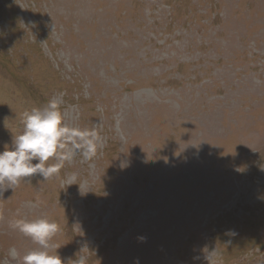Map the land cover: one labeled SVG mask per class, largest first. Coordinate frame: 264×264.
<instances>
[{
    "label": "rangeland",
    "instance_id": "374dc122",
    "mask_svg": "<svg viewBox=\"0 0 264 264\" xmlns=\"http://www.w3.org/2000/svg\"><path fill=\"white\" fill-rule=\"evenodd\" d=\"M52 99L96 152L0 193V264L41 217L62 264H264V0H0V152Z\"/></svg>",
    "mask_w": 264,
    "mask_h": 264
},
{
    "label": "clouds",
    "instance_id": "9594fccd",
    "mask_svg": "<svg viewBox=\"0 0 264 264\" xmlns=\"http://www.w3.org/2000/svg\"><path fill=\"white\" fill-rule=\"evenodd\" d=\"M21 123L23 131L13 139L12 147H5L0 152V193L8 189L14 190L22 180L25 181V178L34 174H39L43 180L58 174L64 162L72 158V152L66 149L69 143L82 150L86 160L95 155L97 133L94 130L66 126L55 99L48 101L43 108L23 112ZM50 159L56 162L48 164ZM10 226L38 245L22 257V264H62L58 253L53 255L50 252L55 247L51 241L60 231L57 222L46 217L32 220L19 218L13 220ZM236 234L233 229H227L224 233L229 237ZM230 243V239L224 241L226 245ZM10 251L15 257V250ZM208 258L204 257L206 261ZM77 264H84L83 258Z\"/></svg>",
    "mask_w": 264,
    "mask_h": 264
}]
</instances>
